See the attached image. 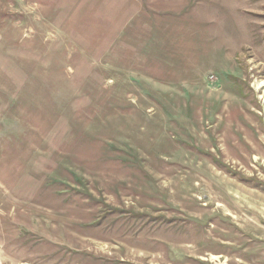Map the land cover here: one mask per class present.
Masks as SVG:
<instances>
[{"label": "rangeland", "instance_id": "rangeland-1", "mask_svg": "<svg viewBox=\"0 0 264 264\" xmlns=\"http://www.w3.org/2000/svg\"><path fill=\"white\" fill-rule=\"evenodd\" d=\"M0 264H264V0H0Z\"/></svg>", "mask_w": 264, "mask_h": 264}, {"label": "built area", "instance_id": "built-area-1", "mask_svg": "<svg viewBox=\"0 0 264 264\" xmlns=\"http://www.w3.org/2000/svg\"><path fill=\"white\" fill-rule=\"evenodd\" d=\"M209 78L212 80L214 77H213V75H211Z\"/></svg>", "mask_w": 264, "mask_h": 264}, {"label": "bare ground", "instance_id": "bare-ground-1", "mask_svg": "<svg viewBox=\"0 0 264 264\" xmlns=\"http://www.w3.org/2000/svg\"><path fill=\"white\" fill-rule=\"evenodd\" d=\"M214 257V256H213Z\"/></svg>", "mask_w": 264, "mask_h": 264}]
</instances>
